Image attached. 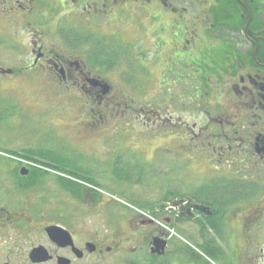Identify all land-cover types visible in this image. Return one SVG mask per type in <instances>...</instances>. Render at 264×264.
<instances>
[{
  "label": "flooded vegetation",
  "instance_id": "flooded-vegetation-1",
  "mask_svg": "<svg viewBox=\"0 0 264 264\" xmlns=\"http://www.w3.org/2000/svg\"><path fill=\"white\" fill-rule=\"evenodd\" d=\"M2 21L30 60L0 75H48L145 146L0 158V264H264V0H0Z\"/></svg>",
  "mask_w": 264,
  "mask_h": 264
},
{
  "label": "rangeland",
  "instance_id": "rangeland-1",
  "mask_svg": "<svg viewBox=\"0 0 264 264\" xmlns=\"http://www.w3.org/2000/svg\"><path fill=\"white\" fill-rule=\"evenodd\" d=\"M4 23L5 21L0 22V34L8 30ZM29 41V38H0V68L16 72L23 62L29 61L30 57L27 55ZM25 74L24 72L17 75V78L0 75V158H8L13 151L23 147L34 146L42 152L52 151V155L55 156H59V151L78 152L79 150L85 152L86 155L82 156L92 163L106 164L113 163L114 160H107L109 156L103 152V149L89 148L118 145L145 146L137 137L130 140V134L124 135L120 144L111 136L110 139H106L104 133H112L113 123L108 120L104 121L105 124L96 122L102 120L99 118L100 115L97 117L92 112L101 108L97 103L84 98L76 91L53 89V78L48 75L39 73L34 77H25ZM109 81L115 83L113 75ZM124 93L127 96L128 92ZM108 104H111V100L105 101L103 114L112 115L114 113L112 111L109 113L112 108L111 106L108 108ZM91 115L96 116V119H88L95 121L92 125L85 123V116ZM139 127L138 125V129ZM126 129L136 132L135 128ZM139 136L143 137L142 134ZM153 138L152 147L170 145L160 134ZM141 140L144 141L143 138ZM160 155L153 162L163 158L162 154ZM145 157L142 155V160ZM206 171L202 170L204 175L200 178L206 177Z\"/></svg>",
  "mask_w": 264,
  "mask_h": 264
},
{
  "label": "water",
  "instance_id": "water-1",
  "mask_svg": "<svg viewBox=\"0 0 264 264\" xmlns=\"http://www.w3.org/2000/svg\"><path fill=\"white\" fill-rule=\"evenodd\" d=\"M3 72H4V74H11L12 73V71H10V70H3ZM92 83H97L96 81H92ZM105 88V90H104V93L106 94V93H108V90H107V87H104Z\"/></svg>",
  "mask_w": 264,
  "mask_h": 264
}]
</instances>
